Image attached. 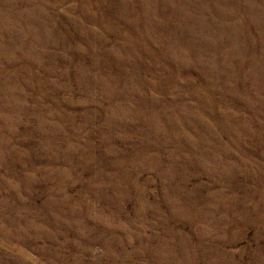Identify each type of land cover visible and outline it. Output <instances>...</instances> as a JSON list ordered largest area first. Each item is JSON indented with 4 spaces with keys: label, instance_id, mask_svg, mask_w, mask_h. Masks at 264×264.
<instances>
[{
    "label": "rangeland",
    "instance_id": "obj_1",
    "mask_svg": "<svg viewBox=\"0 0 264 264\" xmlns=\"http://www.w3.org/2000/svg\"><path fill=\"white\" fill-rule=\"evenodd\" d=\"M0 264H264V0H0Z\"/></svg>",
    "mask_w": 264,
    "mask_h": 264
}]
</instances>
